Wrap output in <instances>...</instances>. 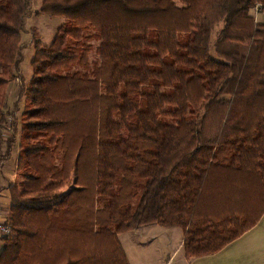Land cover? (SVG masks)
Here are the masks:
<instances>
[{
	"label": "trees",
	"instance_id": "obj_1",
	"mask_svg": "<svg viewBox=\"0 0 264 264\" xmlns=\"http://www.w3.org/2000/svg\"><path fill=\"white\" fill-rule=\"evenodd\" d=\"M29 6L0 0V169L17 144L7 91ZM41 6L64 25L48 47L35 38L23 181L10 186L0 264H129L119 235L149 225L181 228L191 259L254 228L264 215V24L250 13H264V0Z\"/></svg>",
	"mask_w": 264,
	"mask_h": 264
},
{
	"label": "crops",
	"instance_id": "obj_2",
	"mask_svg": "<svg viewBox=\"0 0 264 264\" xmlns=\"http://www.w3.org/2000/svg\"><path fill=\"white\" fill-rule=\"evenodd\" d=\"M257 17L260 20V17ZM9 87L7 95L10 90ZM9 109L7 107V111ZM8 129L10 128H5V138L9 136L6 135ZM16 129L21 133L18 125ZM16 138L18 145L20 139L18 132ZM13 155L12 152L14 158ZM10 162L11 160L3 163L0 169V178L5 183H7L5 173L9 169ZM0 187L4 186L0 185ZM8 191L5 189L0 193V199L5 206L6 203L10 204ZM119 240L129 264H264V215L254 228L221 249L220 252L191 259L185 255L184 232L178 227L164 228L159 225H149L138 231L122 233L119 235Z\"/></svg>",
	"mask_w": 264,
	"mask_h": 264
},
{
	"label": "rangeland",
	"instance_id": "obj_3",
	"mask_svg": "<svg viewBox=\"0 0 264 264\" xmlns=\"http://www.w3.org/2000/svg\"><path fill=\"white\" fill-rule=\"evenodd\" d=\"M30 3L27 18L25 19V30L22 34V42H21V52L18 58V65L15 68V74L17 79L12 81L9 85L10 90L8 93V104L7 107L10 108L8 112L14 113L15 119L9 118V122L17 121L18 128H21L20 118L21 112L24 107L25 100V90L31 84V78L33 76V70L31 67V63L34 57V42H40L44 46L52 45L54 42L59 29L64 25V19L58 18L52 15H47L41 12V5H43L44 0H28ZM180 3V2H179ZM180 5V4H179ZM258 14V15H257ZM251 16H253L257 23L264 24V13L260 14L258 10H256V6L251 9ZM260 17V20L258 17ZM257 18V19H256ZM220 28H217L214 31L215 34L219 31ZM213 36V37H214ZM215 38V37H214ZM213 39V38H212ZM215 40V39H213ZM214 42V41H213ZM212 53L215 55L214 49L212 48ZM45 105H51V99L48 94L44 93L42 95L41 100ZM12 111V112H11ZM11 123L7 125V128H10ZM8 133L6 135L10 136L12 132L11 128L7 130ZM20 132L18 131V137L20 136ZM9 136H6L8 138ZM19 143L16 144V147L13 149L14 158L11 156V162L8 166V170L6 174L7 183H5L0 178V185L4 187H0V193L3 190L8 191V197L10 195V204L6 203V213L10 216V205H11V191L10 186L18 185L23 181L20 173L18 172V158H19ZM18 150V151H17ZM6 151V144H4L0 149V154H4ZM66 190V188H65ZM7 193V192H6Z\"/></svg>",
	"mask_w": 264,
	"mask_h": 264
},
{
	"label": "built area",
	"instance_id": "obj_4",
	"mask_svg": "<svg viewBox=\"0 0 264 264\" xmlns=\"http://www.w3.org/2000/svg\"><path fill=\"white\" fill-rule=\"evenodd\" d=\"M6 206L0 199V252L4 245L5 239L13 234L11 224L8 221Z\"/></svg>",
	"mask_w": 264,
	"mask_h": 264
}]
</instances>
